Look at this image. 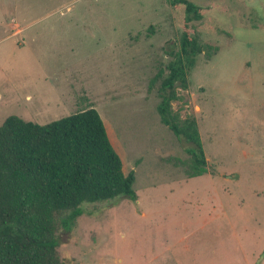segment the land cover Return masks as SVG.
Instances as JSON below:
<instances>
[{"label": "rangeland", "instance_id": "374dc122", "mask_svg": "<svg viewBox=\"0 0 264 264\" xmlns=\"http://www.w3.org/2000/svg\"><path fill=\"white\" fill-rule=\"evenodd\" d=\"M189 1L204 7L187 24L201 51L170 107L195 119L206 160L195 177L156 112L183 7L0 0V123L93 107L134 174V201L83 203L69 231L57 227L61 264H264V0Z\"/></svg>", "mask_w": 264, "mask_h": 264}, {"label": "trees", "instance_id": "16d2710c", "mask_svg": "<svg viewBox=\"0 0 264 264\" xmlns=\"http://www.w3.org/2000/svg\"><path fill=\"white\" fill-rule=\"evenodd\" d=\"M165 1L183 7V28L157 89L156 112L190 156L188 176L195 177L206 165L197 125L193 117L179 119L170 102L177 99L176 86L186 87L201 51L187 24L200 20L204 7L189 0ZM133 181L132 170L123 173L93 107L42 124L5 117L0 123V264H61L57 227L69 231L83 203L134 201Z\"/></svg>", "mask_w": 264, "mask_h": 264}, {"label": "crops", "instance_id": "0c3cea01", "mask_svg": "<svg viewBox=\"0 0 264 264\" xmlns=\"http://www.w3.org/2000/svg\"><path fill=\"white\" fill-rule=\"evenodd\" d=\"M204 6H206V5H204ZM12 26L18 27V29H15V30H13V31L10 32L12 35H17V34H19L21 32V28L19 27L18 23L13 22L12 25H11V27Z\"/></svg>", "mask_w": 264, "mask_h": 264}]
</instances>
